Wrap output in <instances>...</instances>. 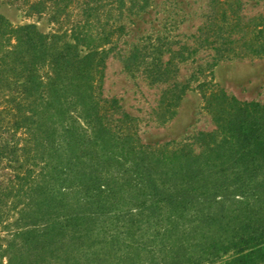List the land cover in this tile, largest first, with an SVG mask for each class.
Returning a JSON list of instances; mask_svg holds the SVG:
<instances>
[{
  "label": "trees",
  "instance_id": "obj_1",
  "mask_svg": "<svg viewBox=\"0 0 264 264\" xmlns=\"http://www.w3.org/2000/svg\"><path fill=\"white\" fill-rule=\"evenodd\" d=\"M83 5L87 22L97 7ZM125 28L45 33L0 14V164L13 172L0 221L27 192L23 212L43 219L0 245V264H264V104L202 82L216 128L143 142L103 91Z\"/></svg>",
  "mask_w": 264,
  "mask_h": 264
},
{
  "label": "rangeland",
  "instance_id": "obj_2",
  "mask_svg": "<svg viewBox=\"0 0 264 264\" xmlns=\"http://www.w3.org/2000/svg\"><path fill=\"white\" fill-rule=\"evenodd\" d=\"M83 2L97 7L87 22ZM0 14L15 26L35 24L45 33L124 24L125 32L106 46L113 49L103 91L139 119L145 143L182 140L216 128L198 87L202 82L264 104V54L250 46H264V0H77L69 8L60 0H0ZM216 47L223 56L216 55ZM12 173L0 164V181L7 183ZM17 201L2 208L0 245L6 246L18 227L43 224L23 212L28 192Z\"/></svg>",
  "mask_w": 264,
  "mask_h": 264
}]
</instances>
